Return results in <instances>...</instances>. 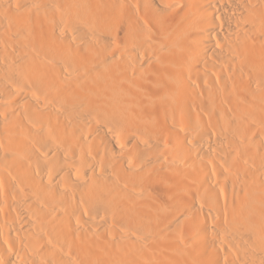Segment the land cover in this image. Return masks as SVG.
<instances>
[{"label":"bare ground","instance_id":"obj_1","mask_svg":"<svg viewBox=\"0 0 264 264\" xmlns=\"http://www.w3.org/2000/svg\"><path fill=\"white\" fill-rule=\"evenodd\" d=\"M0 264H264V0H0Z\"/></svg>","mask_w":264,"mask_h":264}]
</instances>
